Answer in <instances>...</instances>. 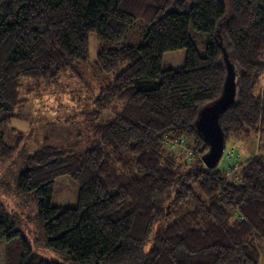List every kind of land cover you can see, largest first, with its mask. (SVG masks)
Instances as JSON below:
<instances>
[{"label":"trees","instance_id":"1","mask_svg":"<svg viewBox=\"0 0 264 264\" xmlns=\"http://www.w3.org/2000/svg\"><path fill=\"white\" fill-rule=\"evenodd\" d=\"M191 28L209 34L205 49ZM92 33L99 48L89 61ZM177 50L182 66L164 68ZM223 51L238 82L220 120L227 140L264 125V0H0L6 133L25 104V78L34 93L76 77L84 92L72 95L91 98L83 120L93 145L78 153L46 141L17 176L18 189L34 193L49 249L70 264H264V158L229 175L192 156L208 150L194 124L222 93ZM180 138L186 152L169 148ZM60 176L78 185L74 206L54 204ZM3 240L9 264H62L35 251L0 201Z\"/></svg>","mask_w":264,"mask_h":264},{"label":"rangeland","instance_id":"2","mask_svg":"<svg viewBox=\"0 0 264 264\" xmlns=\"http://www.w3.org/2000/svg\"><path fill=\"white\" fill-rule=\"evenodd\" d=\"M191 35L203 49L210 41L209 34L195 31L192 28ZM201 39H205V41L201 43ZM126 42L130 43L129 40ZM98 48L96 36L92 33L89 36V61L93 60ZM184 56L185 50L165 53L163 67L182 66ZM89 77H92L89 78L92 87H87L86 92L91 96L93 89H96L98 80L92 74ZM78 84V78L67 76L63 83L53 87L48 86L42 90L43 92L28 93L35 85L28 79H23L20 92L25 104L19 117L11 121L14 131L10 132L8 129L6 133L5 124L3 127L0 125V131L5 133L3 138L0 136V201L4 203L6 209L11 211L15 228L21 232V236L34 247L35 251L39 250L41 256L57 260L62 264H70V260L64 254L56 253L47 247L46 236L37 217L38 207L34 193L21 192L17 187V176L24 169L26 157L46 141L66 149L74 146L73 149L81 153L97 140L96 132L93 129H87L88 125L83 120V116L86 117L91 110L85 102L91 101V98L83 94L80 97L72 95L73 92H84L82 89H76ZM183 139L187 142L186 138ZM17 140L18 144L11 151L3 149V143L13 145ZM225 149L231 150L233 154L229 157L226 153L222 154L217 168H225L229 175H232L249 158L256 155L264 158V125H256L248 136L243 133L237 136L230 134L227 137ZM190 154L189 157H191ZM202 154L201 148H195L192 156L200 158ZM115 159L116 156H113L112 160ZM233 162L237 164V167L231 165ZM118 167H123L121 162ZM77 195L78 185L76 182L68 176L57 178L53 197L54 204L74 206ZM20 238L17 236L16 239L21 243ZM6 252V242L0 241V264H9L6 260L8 257Z\"/></svg>","mask_w":264,"mask_h":264},{"label":"water","instance_id":"3","mask_svg":"<svg viewBox=\"0 0 264 264\" xmlns=\"http://www.w3.org/2000/svg\"><path fill=\"white\" fill-rule=\"evenodd\" d=\"M222 62L225 68L222 93L199 110L194 124L197 132L208 145V150L201 156V160L209 169L218 166L225 149L226 137L221 126V115L234 104L237 97V72L224 51Z\"/></svg>","mask_w":264,"mask_h":264},{"label":"built area","instance_id":"4","mask_svg":"<svg viewBox=\"0 0 264 264\" xmlns=\"http://www.w3.org/2000/svg\"><path fill=\"white\" fill-rule=\"evenodd\" d=\"M168 145L169 148L172 149L173 151L185 152L186 140L183 138L168 139ZM224 153H226L228 157L233 154L231 150H226V149H224L223 154ZM231 165L237 167V164L235 162H233Z\"/></svg>","mask_w":264,"mask_h":264}]
</instances>
